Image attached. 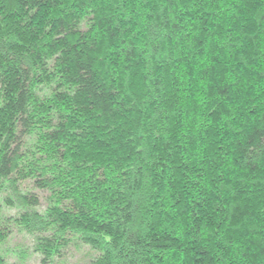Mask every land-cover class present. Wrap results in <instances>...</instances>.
<instances>
[{"label": "trees", "instance_id": "trees-1", "mask_svg": "<svg viewBox=\"0 0 264 264\" xmlns=\"http://www.w3.org/2000/svg\"><path fill=\"white\" fill-rule=\"evenodd\" d=\"M3 191L44 263L264 264V0H0Z\"/></svg>", "mask_w": 264, "mask_h": 264}, {"label": "rangeland", "instance_id": "rangeland-1", "mask_svg": "<svg viewBox=\"0 0 264 264\" xmlns=\"http://www.w3.org/2000/svg\"><path fill=\"white\" fill-rule=\"evenodd\" d=\"M8 193V191L0 192V209L3 213V223L9 225V236L2 244V249L9 264H88L90 258L95 255V251L89 249L87 246L78 248H71L70 253L60 260L44 263L41 260L39 253L33 251L32 236L22 230L14 222L9 219L17 212L15 207L5 205L1 200ZM45 200L43 199V202ZM9 218V219H8Z\"/></svg>", "mask_w": 264, "mask_h": 264}]
</instances>
